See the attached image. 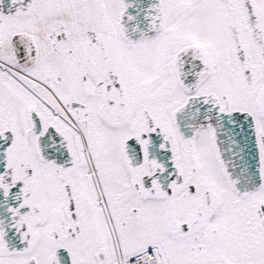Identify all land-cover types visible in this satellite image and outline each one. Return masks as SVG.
<instances>
[{"label": "snow or ice", "instance_id": "6c2138e0", "mask_svg": "<svg viewBox=\"0 0 264 264\" xmlns=\"http://www.w3.org/2000/svg\"><path fill=\"white\" fill-rule=\"evenodd\" d=\"M0 264H264V0H0Z\"/></svg>", "mask_w": 264, "mask_h": 264}]
</instances>
